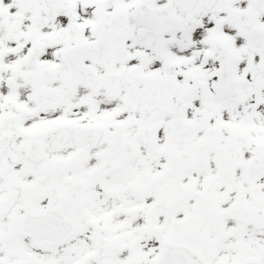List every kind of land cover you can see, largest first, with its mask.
<instances>
[{
  "label": "snow or ice",
  "instance_id": "obj_1",
  "mask_svg": "<svg viewBox=\"0 0 264 264\" xmlns=\"http://www.w3.org/2000/svg\"><path fill=\"white\" fill-rule=\"evenodd\" d=\"M0 264H264V0H0Z\"/></svg>",
  "mask_w": 264,
  "mask_h": 264
}]
</instances>
